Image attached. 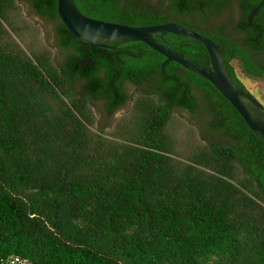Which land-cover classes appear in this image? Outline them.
<instances>
[{"label": "trees", "instance_id": "obj_1", "mask_svg": "<svg viewBox=\"0 0 264 264\" xmlns=\"http://www.w3.org/2000/svg\"><path fill=\"white\" fill-rule=\"evenodd\" d=\"M30 2L56 23L63 60L25 51L9 31L16 2L0 0V259L264 264V140L236 107L209 80L147 43L87 44L62 22L58 0ZM76 3L104 21H173L199 31L220 45L243 90L252 93L238 69L264 81V0ZM159 40L212 67L199 42L171 32ZM129 83L141 94L108 134L96 125L90 98L113 114L133 99ZM175 108L208 117L202 131L210 140L187 155L169 131Z\"/></svg>", "mask_w": 264, "mask_h": 264}, {"label": "water", "instance_id": "obj_2", "mask_svg": "<svg viewBox=\"0 0 264 264\" xmlns=\"http://www.w3.org/2000/svg\"><path fill=\"white\" fill-rule=\"evenodd\" d=\"M256 7L250 18L258 11ZM58 14L66 27L81 41L93 46H109L115 41H143L169 60L181 64L197 75L206 78L236 107L252 130L264 140V105L250 92L243 90L228 72L220 45L199 31L169 21L159 25L133 26L104 21L84 14L76 0H58ZM167 32L194 40L205 46L212 67L196 62L159 39Z\"/></svg>", "mask_w": 264, "mask_h": 264}, {"label": "rangeland", "instance_id": "obj_3", "mask_svg": "<svg viewBox=\"0 0 264 264\" xmlns=\"http://www.w3.org/2000/svg\"><path fill=\"white\" fill-rule=\"evenodd\" d=\"M15 2V8L9 13L13 23L8 20L9 31L13 38L28 53L47 52L57 64L62 63L63 52L58 44L55 30L56 23L40 16L32 7L30 0H15ZM236 18L235 15L233 23L236 22ZM199 25L206 27V24L202 22ZM238 70L240 78L251 90L252 94L254 93L264 102V81L250 78L240 69ZM84 89L83 82L78 79L75 85L76 92H83ZM127 89L132 95L134 94L133 99H130L113 114L106 112L101 101L90 98L89 106L95 115L96 125L104 128L108 134L114 132L122 124L124 118L131 115L134 99L141 94L130 83L127 85ZM207 121L208 117L199 120L198 116L180 108L173 110L169 131L176 139L177 151L180 155H187L191 150L190 148L196 143L205 144L208 142L207 139L210 140V135L202 131L203 125ZM213 139L217 140L215 137Z\"/></svg>", "mask_w": 264, "mask_h": 264}, {"label": "built area", "instance_id": "obj_4", "mask_svg": "<svg viewBox=\"0 0 264 264\" xmlns=\"http://www.w3.org/2000/svg\"><path fill=\"white\" fill-rule=\"evenodd\" d=\"M0 264H33V262L20 256H13L7 260L0 259Z\"/></svg>", "mask_w": 264, "mask_h": 264}]
</instances>
